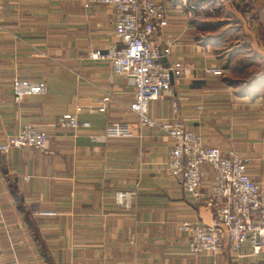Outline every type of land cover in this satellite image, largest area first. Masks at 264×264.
Returning a JSON list of instances; mask_svg holds the SVG:
<instances>
[{
  "label": "crops",
  "instance_id": "0c3cea01",
  "mask_svg": "<svg viewBox=\"0 0 264 264\" xmlns=\"http://www.w3.org/2000/svg\"><path fill=\"white\" fill-rule=\"evenodd\" d=\"M84 1L0 0V141L23 122L47 132L44 150L10 146L0 152V264H264V254L236 257L227 244L217 253L187 252V235L177 223L204 225L211 208L168 174L171 140L130 109V79L88 57V49L114 40L113 9ZM160 1L169 8L167 37H177L170 55L185 65L172 82L178 116L203 144L247 156V171L264 191V0L224 2L190 19L178 0ZM231 19L256 63H237L248 53L222 54ZM258 62L263 72L245 83L238 74ZM207 66L221 73L205 72ZM15 76L43 79L46 91L14 100ZM102 95L104 110L83 106L76 113L88 127L57 125L60 113ZM170 98L151 99L148 115L172 119ZM107 121L127 122L130 133L102 136ZM201 170L208 184L213 170L208 163ZM119 190L128 192L127 207L114 202ZM31 202L54 213L32 214Z\"/></svg>",
  "mask_w": 264,
  "mask_h": 264
},
{
  "label": "built area",
  "instance_id": "2783aa9c",
  "mask_svg": "<svg viewBox=\"0 0 264 264\" xmlns=\"http://www.w3.org/2000/svg\"><path fill=\"white\" fill-rule=\"evenodd\" d=\"M100 1L112 6L113 37L104 48L88 49V57L108 63L113 75L130 79L133 87L130 109L138 120L147 126H157L171 140L164 165L169 175L178 177L183 189L197 202L211 208V219L206 224L181 220L177 227L187 235L186 249L195 254L200 251L219 252L224 244L236 257L264 254V191L259 182L247 171L248 157L237 150L220 149L216 145H205L199 135L187 128L179 114V103L172 94V82L179 77L185 65L179 58L171 57V46L176 36L167 37L168 5L160 0H85L84 5ZM246 0H178L187 19L204 11H213L216 4L242 3ZM213 4V5H212ZM205 72L220 74L219 67H204ZM43 79L15 76L11 82L14 100L32 93L46 91ZM170 95L172 119H154L147 113L151 99ZM107 95L86 103L77 104L72 111L60 113L57 125L76 130L88 127L89 121L76 115L83 106L105 109ZM199 108V105L194 106ZM130 133L124 121H107L102 136H125ZM94 135H90L94 139ZM47 132L32 122H23L13 133L0 141V152L10 146L32 147L44 150ZM208 163L212 178L202 183L201 165ZM27 175H22L26 178ZM116 204L129 205L128 192L115 191ZM32 214H52L53 210L41 209L35 202L28 205ZM3 222L0 211V223ZM247 250H244V249ZM14 264H19L14 259Z\"/></svg>",
  "mask_w": 264,
  "mask_h": 264
},
{
  "label": "rangeland",
  "instance_id": "374dc122",
  "mask_svg": "<svg viewBox=\"0 0 264 264\" xmlns=\"http://www.w3.org/2000/svg\"><path fill=\"white\" fill-rule=\"evenodd\" d=\"M217 5V4H216ZM215 5V6H216ZM194 17H198V15H195ZM226 22V21H225ZM230 22V25L229 27L232 28V31L229 35H227L226 37H223L221 40V49L223 52L222 54H225L226 55V52L229 53V56H233V55H238V57H241L243 54L245 53H248V55H250L251 53V50H248L246 49V43L244 42V39L247 40L245 37H243L242 35H240V33H237V29L236 27L237 24L234 22L233 19L229 20ZM199 24V23H198ZM225 24V23H224ZM228 26V25H227ZM226 28V26H225ZM224 28V29H225ZM230 31V28L228 29ZM237 33V34H236ZM236 38L238 40H236ZM240 39V40H239ZM227 56V55H226ZM228 56V57H229ZM241 60L237 63H241V61L243 60L244 62H251L253 63L252 61H250V59L254 60V63L257 62L256 58H253L252 55H250L249 57L246 56V57H243L240 58ZM238 61V60H237ZM237 68H239V66H237ZM261 72H263V66L259 64H255L253 66H251L250 68H246L244 69L241 73H239L238 75L240 76L241 79L243 78H248L246 81L248 82H245V83H249L253 77L251 76H257V74H260ZM234 75V73H232ZM231 74V75H232Z\"/></svg>",
  "mask_w": 264,
  "mask_h": 264
},
{
  "label": "trees",
  "instance_id": "16d2710c",
  "mask_svg": "<svg viewBox=\"0 0 264 264\" xmlns=\"http://www.w3.org/2000/svg\"><path fill=\"white\" fill-rule=\"evenodd\" d=\"M212 5H213V4H212ZM213 10H217V6H214V7H213ZM241 64L245 65V64H247V62H244V61L242 60V61H241ZM254 79H256V77H255Z\"/></svg>",
  "mask_w": 264,
  "mask_h": 264
}]
</instances>
